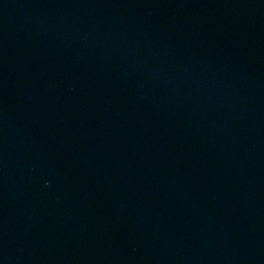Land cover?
Here are the masks:
<instances>
[{
  "label": "water",
  "instance_id": "water-1",
  "mask_svg": "<svg viewBox=\"0 0 264 264\" xmlns=\"http://www.w3.org/2000/svg\"><path fill=\"white\" fill-rule=\"evenodd\" d=\"M0 264H264V0H0Z\"/></svg>",
  "mask_w": 264,
  "mask_h": 264
}]
</instances>
